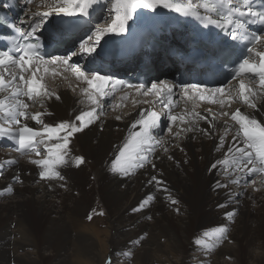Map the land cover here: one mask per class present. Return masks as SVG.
I'll return each mask as SVG.
<instances>
[{
  "label": "bare ground",
  "instance_id": "bare-ground-1",
  "mask_svg": "<svg viewBox=\"0 0 264 264\" xmlns=\"http://www.w3.org/2000/svg\"><path fill=\"white\" fill-rule=\"evenodd\" d=\"M100 1L105 3L104 0ZM31 5H24L23 13L29 12ZM94 7H97V4L92 8ZM45 24L55 30L49 19ZM80 32L67 42L64 50L73 48L76 44L74 39L79 38L86 30ZM109 36L113 37L115 34L110 33L103 39ZM64 50L55 54L60 53L61 56ZM54 56L56 55L52 57ZM88 58L81 56L77 61L73 57L71 63L75 59L77 63L80 61L81 68L87 67L91 71ZM158 64L159 59L153 64L155 76L149 88L152 84L160 85L164 82L173 86V114L193 111L200 113L208 120H199L197 126L207 129L209 134L188 132L173 138L169 133L162 137L167 142L165 146L168 147V152L157 148L152 158L155 169L148 164L144 168L136 169L130 176L113 171L112 163L119 149L128 139L130 131L138 130L133 129L132 125L140 118L141 112L146 114L147 111H159V126L164 122H171L155 96L130 94L134 96L126 100L131 103L132 108L122 114L121 119H116L119 115L105 118L102 112L99 118L82 132L70 137L71 156H82L85 162L79 167L69 165L59 168L63 180H42L39 176L41 169L30 162L32 159L41 158L31 155L19 161L14 158L10 148H4L0 154V193H3L0 195V244H5L6 247L18 245L21 248L22 254L16 258L15 250L11 249L10 259L14 263L114 264L110 260L105 263L107 258L114 257L117 258V263L121 264L123 254L131 252L129 258L134 262L132 264H151V261L155 264H223L220 259L225 257L232 258V264H264L262 177L256 174L248 175L243 170L229 175L222 166L218 165L216 169L211 167L213 163L224 158L228 148L233 146L235 133L239 128L221 113L227 111L231 114L239 108L242 113L264 123V89L244 80L246 86L260 93L257 97H250L257 104V108H250L241 100L221 108L219 104L200 102L199 97L187 98L183 89L188 88L191 95L190 86L176 89L164 71H159L163 64ZM45 67L48 71L42 67L37 72V78L42 83L44 80L55 81L53 80L54 90L45 87L54 95L51 98L41 95L43 97L40 99V105L43 106L40 112L45 113L40 117L43 121V124H40L42 128L44 124L55 126L62 121H75L77 115L93 107L81 91L87 85L78 81L71 71H64L63 67L58 65ZM172 68L174 69L173 65ZM15 71L19 73V69ZM24 75L31 79V70ZM5 78L7 79V74ZM105 92L108 95L101 101L105 107L109 103L120 106L126 101L121 99L126 93L114 92L110 83ZM5 95L7 93H0V98ZM57 95L59 100L55 98ZM21 99L28 104L31 102L27 97ZM163 99L166 102L167 97L164 96ZM27 112L29 116L36 113L30 108ZM213 114L217 119L212 121L215 127L210 128L208 121ZM21 123L39 131L38 123L30 118H21ZM76 123L79 124L78 121ZM173 125L172 133L179 131L180 127H187L179 125V122ZM226 127L231 129L227 134ZM221 137L224 138L222 147ZM2 143L14 145L13 141L7 138H0V144ZM235 143L241 141L235 140ZM46 156L45 152L42 158ZM169 156L172 157L171 160L168 159ZM153 175L164 181L162 187H166L167 192L158 190L155 182L151 181ZM17 176L22 182H16ZM250 176H256V183H250L256 192L243 190L241 187L242 181ZM237 177H241L239 185L230 183L231 179ZM218 182L226 184L227 187H217ZM9 187L12 188L11 193L7 192ZM169 194L179 203L171 204L167 199ZM150 195L154 199L143 210L136 211L135 209ZM97 211H102L107 217L108 225L104 230L99 227L101 221L93 216ZM175 212L178 213L177 217ZM229 213H236L234 222L228 219ZM89 217L96 221L87 224ZM148 217H151V222L147 221ZM220 227H228V238L217 243L214 233ZM229 239L232 241H227ZM225 241L227 242L224 243ZM206 248L213 250L208 252ZM256 248L260 249V252L256 251ZM26 249L31 252H26ZM230 251L235 252L229 256ZM45 252H48L49 256ZM31 255H35V258L31 259ZM189 258L193 259L189 261Z\"/></svg>",
  "mask_w": 264,
  "mask_h": 264
},
{
  "label": "snow or ice",
  "instance_id": "snow-or-ice-1",
  "mask_svg": "<svg viewBox=\"0 0 264 264\" xmlns=\"http://www.w3.org/2000/svg\"><path fill=\"white\" fill-rule=\"evenodd\" d=\"M26 3L31 5L33 0H26ZM97 3L98 0H50L46 11L34 13V18L30 21H22V23L29 24L30 30L25 32L17 29L16 36L19 39H10L8 44L11 46L8 47V50L0 51V69H2L0 71V93H7L3 98H0V121H2V124H0V138L13 141L15 145L13 150L22 156L31 154H35L37 157L41 156L39 145L43 144L47 156L30 161L41 169L39 176L42 180H63L64 177L58 170L59 168L69 165L79 167L84 164V157L71 156L70 137H73L75 133L82 132L89 124L99 118L105 107L101 101L108 95L105 89L109 85V77L90 73L83 70L78 63H70V61L77 55L92 57L93 54L97 53L101 40L110 33L117 36L125 34L128 30V22L133 19L137 9L156 11L158 8H166L186 17L193 16L202 19L206 24L214 25L217 28L230 29L232 39L246 42V52L258 58L257 62H252L250 56H245L234 70L233 78L241 77L242 74H251L253 77L258 78L260 88L264 89V48H257L258 45L264 44V6L258 9L255 0H187L186 4L177 3L174 0H111L110 13H114L111 21L106 22L104 26L97 27L91 35L79 43L78 50L73 51L69 56H56L52 59H46L39 51L41 45L38 42H20L21 40L39 41V36L36 34L53 15H63L64 17L88 16L90 14L89 9ZM201 10L205 15L201 16ZM35 17H39V19ZM252 24L261 25L262 30L259 33H249L248 26ZM55 39L56 37L53 36V40ZM46 65L62 66L64 71H71L78 81L86 84L87 87L81 91L93 107L89 111H83L77 115L75 121H62L55 126L44 124L42 130L37 131L26 124H22L21 118L24 120L30 118L38 124H43L40 117L45 113L37 112L29 116L27 112L29 104L21 97L32 100L34 97L41 95L48 98L54 95L37 78V72L42 67L46 72L48 71ZM15 69H19V73ZM30 70L31 79H27L24 73ZM5 74H7V79ZM116 85L133 89L137 94L145 97L155 96L167 112V119L172 124L179 122V125H187V127H180L179 131L175 133H172V127L169 126L168 132L173 135V138L180 137L181 133L186 135L188 132L209 134L207 129H200L197 126L199 120H208L200 113L193 111L186 114H173L174 101L171 95L173 86L167 82L160 85L152 84L150 88H146L144 84H130L118 80L112 85L113 91ZM190 89L191 95H189L188 88L183 89L187 98L199 97L201 100L208 99L210 103H216L217 101L213 97L219 94L221 108L225 105L230 106L234 100L239 99L248 107L256 109L257 104L250 97H257L260 94L252 87L246 86L244 79H240L239 93L235 97L226 93L224 88L205 90L197 84H192ZM204 93H207V95ZM164 96L167 97L166 102L163 99ZM55 98L60 99L58 95ZM121 99L126 100L128 96L125 95ZM107 106L111 107L112 105ZM221 115L229 117L239 128L235 133L233 146L228 148L224 158L213 163L211 167L216 169L218 165L222 166L229 175L238 170L246 171L248 175L256 174L262 177L261 183L264 184V123L242 113L239 108L231 114L224 111ZM160 118V113L156 111H147L146 114L144 112L140 113V118L132 125L133 129L138 128V130L130 131L128 139L123 147L119 149V153L112 163L113 171L130 176L134 174L136 169L144 168L148 164H151L153 169L156 168L152 158L157 148L168 152V147L165 146L167 142L160 137L157 131ZM116 119H121V117L117 116ZM216 119V115L213 114L211 120L208 121L210 128L215 127L212 121ZM3 125H8V127ZM230 131V128H225V134ZM235 140H240L241 143H235ZM52 141H55V143H51ZM223 143L224 138L221 137L220 147L223 146ZM219 150L218 147L217 151ZM168 159L171 160L172 157L169 156ZM9 163L14 164L15 161H9ZM229 168H231V171H229ZM240 179L241 177L231 179L230 183L239 185ZM15 180L16 182H22L18 176L15 177ZM151 181L155 182L158 190L168 191L166 187H162L164 181L157 176L153 175ZM251 183L255 184L256 180L253 179ZM217 187H227V185L218 182ZM11 191L12 188L9 187L7 192L11 193ZM0 195H3V193H0ZM153 199V196H148L142 201L140 207L135 210H143ZM167 199L173 205L179 203L178 200L171 197V194L168 195ZM178 211L179 209H177ZM235 215L236 213H229L228 219L234 222L233 217ZM148 219H151V217H148ZM228 231V227H220L215 230L214 235L217 238V243L228 238ZM205 250L210 252L213 248H206ZM124 255L131 257V252L124 253Z\"/></svg>",
  "mask_w": 264,
  "mask_h": 264
},
{
  "label": "rangeland",
  "instance_id": "rangeland-1",
  "mask_svg": "<svg viewBox=\"0 0 264 264\" xmlns=\"http://www.w3.org/2000/svg\"><path fill=\"white\" fill-rule=\"evenodd\" d=\"M105 1V3L107 2V1H109V0H104ZM34 3L31 5V9H30V13L32 14V13H34V12H42V11H44V10H46L47 8H48V3H50V0H47V3H46V0H34L33 1ZM104 3V4H105ZM103 4V5H104ZM108 7L105 9V10H103L102 12H101V14L99 15V16H97V18L95 19V21L94 22H96L95 24H94V26H93V28L91 29V30H89L88 32H87V35L86 36H84L83 38H82V40H84V39H86L89 35H91L94 31H95V29L97 28V27H100V26H104L105 24H106V22H110V20H111V16L113 15L112 13H110V8H111V1H109L108 2ZM30 6V5H29ZM29 6H27V7H29ZM110 7V8H109ZM36 18V17H35ZM77 39V38H76ZM79 39V38H78ZM81 39V38H80ZM82 40H80V42L82 41ZM80 42H78V43H76L75 44V46L73 47V48H76L77 47V44L79 45V43ZM73 43H75V42H73ZM80 57H81V55H78V56H74V58L75 59H77V61H78V59H80ZM49 59H51V58H49ZM74 59V62L75 63H77L76 62V60ZM70 63H71V61H70ZM79 63H80V61H79ZM81 64V63H80ZM165 74H167V71H166V73ZM27 78V77H26ZM53 80L54 79H52V80H50L49 82H46L45 80H44V82H43V84H44V86L45 87H47L48 89H51V90H54V87H53ZM55 81V80H54ZM147 88H149V86H147ZM125 93H126V95L129 97V98H131V97H133L132 95H130V94H136V95H139V94H137V93H133V91H124ZM42 97L43 96H39V97H34L32 100H31V102H30V104H29V108L31 109V110H33L34 112H40V108H41V105H40V99H42ZM147 97H149V96H147ZM46 100V99H45ZM129 100V99H128ZM128 100H126L125 102H124V104L123 105H120V106H114V105H112L111 103H109V104H111L112 106L111 107H109V106H106L104 109H103V117H105V118H112V116L113 115H119V116H121L122 114H125V112H127L129 109H131L132 108V105H131V103L128 101ZM47 101V100H46ZM108 104V105H109ZM115 107V108H114ZM173 108H175V105H174V107ZM156 112H158L159 113V111H157V110H155ZM169 126H171L172 127V130H173V127H174V125L171 123V122H169L168 124H167V122H164V123H162L160 126H159V134H160V137L162 138V137H164V136H166V135H168L169 134V132H168V128H169ZM37 129L40 131L41 129H42V126L40 125V124H37ZM39 139V138H38ZM51 143H53V141L51 142ZM4 143H2V144H0V154L2 153V150L5 148H7V149H9L10 147H8V146H4L3 145ZM39 149H40V151H41V156H39L38 158H42L43 156H44V154H45V151H44V145L43 144H41V145H39ZM10 150V152H12V154H13V156H14V158L16 159V160H19V161H23L24 160V158L25 157H27V156H35V154H31V155H20L19 153L17 154L16 152H14L13 150H12V148H10L9 149ZM37 157V156H36ZM251 177V176H250ZM245 178L243 181H242V189L243 190H248V191H250V192H256L257 190H253V187H251V185H250V183H251V181L256 177V176H253V177H251V178ZM249 179V180H248ZM100 213H103L102 211H97V212H95L94 214H93V216L95 217V218H98L97 220H99V221H101V225H99V227H101L103 230L104 229H106V226L108 225V222H107V217L106 216H104V213L101 215ZM174 215L177 217V215H178V213H174ZM175 220H177L176 218H175ZM96 221V219H94V218H92L91 217V219H89V218H87V220H86V223L87 224H92L93 222H95ZM148 222H151V219H148L147 220ZM100 231H102V230H100ZM231 234H232V230L230 231V236H231ZM227 241H229V242H231L232 240H227ZM227 241H225L224 243H226ZM11 249L12 250H15V258L16 257H18V256H20L21 254H22V251H21V248H19L18 247V245L15 247V246H12V245H9L8 247H6V245L5 244H0V264H17V263H14L11 259H10V252H11ZM256 251H258V252H260V249H258V248H256L255 249ZM26 252H31V250H29V249H26ZM235 251H230L229 252V256L230 255H233V253H234ZM45 254L47 255V256H49V254H48V252H45ZM31 259H34L35 258V255H31V256H29ZM193 258H189V261L190 260H192ZM109 260L112 262V263H114V264H118L117 263V258L115 259L114 257H109V258H107L106 260H105V263H107V262H109ZM125 260V261H124ZM131 260V258H129L128 256H126V255H124L123 254V258H122V260H121V264L123 263V264H132V263H134V262H131L130 261ZM220 261H222V263L223 264H232L233 263V259L232 258H229V257H225V258H222V259H220ZM20 264H22V263H20ZM42 264H43V262H42ZM151 264H155V262L153 263V261H151ZM209 264H211V262L209 263Z\"/></svg>",
  "mask_w": 264,
  "mask_h": 264
}]
</instances>
